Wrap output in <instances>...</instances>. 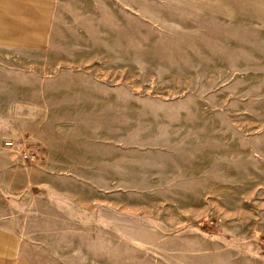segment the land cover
<instances>
[{
	"label": "rangeland",
	"instance_id": "1",
	"mask_svg": "<svg viewBox=\"0 0 264 264\" xmlns=\"http://www.w3.org/2000/svg\"><path fill=\"white\" fill-rule=\"evenodd\" d=\"M0 264H264V0H0Z\"/></svg>",
	"mask_w": 264,
	"mask_h": 264
},
{
	"label": "crops",
	"instance_id": "2",
	"mask_svg": "<svg viewBox=\"0 0 264 264\" xmlns=\"http://www.w3.org/2000/svg\"><path fill=\"white\" fill-rule=\"evenodd\" d=\"M9 10V9H8ZM11 11V10H10ZM13 11V10H12Z\"/></svg>",
	"mask_w": 264,
	"mask_h": 264
}]
</instances>
